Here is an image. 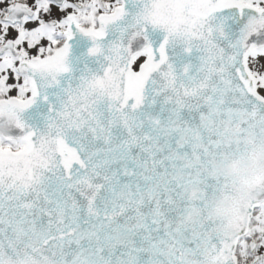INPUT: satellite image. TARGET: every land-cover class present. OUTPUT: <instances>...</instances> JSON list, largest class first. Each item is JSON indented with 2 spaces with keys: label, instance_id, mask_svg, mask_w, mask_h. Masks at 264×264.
Returning <instances> with one entry per match:
<instances>
[{
  "label": "snow or ice",
  "instance_id": "1",
  "mask_svg": "<svg viewBox=\"0 0 264 264\" xmlns=\"http://www.w3.org/2000/svg\"><path fill=\"white\" fill-rule=\"evenodd\" d=\"M0 264H264V0H0Z\"/></svg>",
  "mask_w": 264,
  "mask_h": 264
}]
</instances>
